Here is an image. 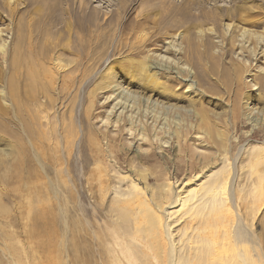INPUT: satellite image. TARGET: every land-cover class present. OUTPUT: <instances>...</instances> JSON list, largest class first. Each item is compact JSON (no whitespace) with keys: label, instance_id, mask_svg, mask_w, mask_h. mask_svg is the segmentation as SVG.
Returning <instances> with one entry per match:
<instances>
[{"label":"rangeland","instance_id":"1","mask_svg":"<svg viewBox=\"0 0 264 264\" xmlns=\"http://www.w3.org/2000/svg\"><path fill=\"white\" fill-rule=\"evenodd\" d=\"M82 1L0 0V264H205L214 247L194 237L196 220L163 213L178 208L183 189L202 193L227 175L240 218L226 264H264V0H136L130 19H150L122 40L146 42L134 58L151 62L148 71L110 56L102 64L109 42L95 59L63 50L67 8ZM85 1L117 42L131 0ZM235 5L245 11L240 20L193 26L201 11ZM29 26L33 44L52 39V58L35 64L32 79L28 63L17 72L10 64ZM240 28L259 34V44L249 37L244 51L233 46L230 34ZM202 39L213 44L214 65L206 55L202 67L190 52ZM166 41L182 51H168ZM226 62L246 63L242 85Z\"/></svg>","mask_w":264,"mask_h":264},{"label":"bare ground","instance_id":"2","mask_svg":"<svg viewBox=\"0 0 264 264\" xmlns=\"http://www.w3.org/2000/svg\"><path fill=\"white\" fill-rule=\"evenodd\" d=\"M135 4H136V0L130 1L129 8H127V10L125 11V18H124L125 20L122 21L121 23H119L120 26L118 27V39H115L117 42H113L112 44H110L111 39L108 37V33H107V26H108L107 21H102L101 23H99L98 22V16L94 12H88L87 11V8H86L87 2L85 0H83L78 6H75L74 8L69 6L67 8L68 17L64 18L63 26H64V33H66V34L68 33L69 36H71V37L64 44L63 50L66 52H74L75 50H77L78 52L80 51L85 56H88V55L95 56L94 57V59H95L101 54V53L100 54H96V53H99L102 51L101 50L102 45H104L105 43L108 44V42H109V45L107 46V48H109V51H108V54H107L105 60L102 62V64L106 63L107 62L106 59L110 56L112 58H114V57L120 58L121 60L119 63L122 62L126 65H131V64L136 63L137 65H139V67L145 68V70L147 69V71L151 70V68H152L151 62H149L147 59H135L134 58V56H138V55H141V53H143L144 46H145L146 42L141 44V42H144V40L139 39V40H137L138 45L136 44V45L130 46L128 43L123 42V40H122L123 35L130 34L134 30L139 31V29L144 26V23L148 22L150 19L148 16H146V17H143L141 20L132 21V19H130V15L135 9V7H134ZM241 9H242V6L235 5L231 8H227V9L225 8L224 10L222 9V12L219 11V13L216 15H214L213 13H204V11H201L199 14L200 19L197 18L196 20H194L196 22L194 23L193 26L194 27L200 26L201 24L207 22L208 20L213 21L215 19H220L219 17H221V18H225V17L232 18L233 17L234 19L240 20L243 17V14L245 12V11L243 12ZM253 9L254 10H252L248 14V16L250 15V19L248 21L250 22L252 27H256V26L260 25L261 19H259L260 17L258 19H257V17H255L257 14H259V10L257 8H253ZM10 14H14L13 9L10 10ZM185 21H187V20H185ZM185 21L183 22L184 24L186 23ZM194 21L192 20V22H194ZM173 22H175V20L172 21V23ZM50 23L51 24L48 23L49 26L55 25L54 22H52V20ZM26 25H28V24H26ZM37 26H38V23H37ZM167 26H169V25H167ZM40 28L43 29L42 31H45L46 29L49 30V28H46L45 26H40ZM173 28H174V26H173ZM27 29H28L27 30L28 33L26 35L24 34V38H27V41L23 40V41L17 43L16 54L13 57V59H11L12 63H10V64H12V66L14 67V69L17 72L18 69L23 67L22 65L24 63H26V64L28 63V65H26L28 70H27V72H24V73H27V75H28V76H26V78L28 77L29 79H32V77L36 76V74H35L36 73V71H35L36 65L35 64H39L42 61H45V60L52 58L50 55L51 49H50V45H49V42L52 39H51V37H50V40H49V38H48V40L45 38L42 39V36H41V39L39 38L40 41H38V45L33 44L32 39H31L32 30H31L30 26L27 27ZM169 29H171V28H169ZM209 30L211 33L216 32L215 27L209 28ZM223 30L224 31L226 30L227 34L229 32L230 33L234 32V26L233 25L230 26V24H227L226 26L223 27ZM237 31H238V34L236 33L237 35H235V36L234 35L231 36V34H230V40H231V43L233 46L236 45L235 43H237V46H239L240 50L245 49L246 41H250L249 37H251V40H252V37L254 38L252 41H254L255 45L259 44V39L261 38V36L259 34H258L259 35L258 36V35H255V33H253V32L251 33L249 30L246 31L245 29H241V28ZM49 32H51V31H48V34H49ZM44 33H46V32H44ZM224 34H225V32H224ZM44 35L45 34H43V36ZM46 36H48V35H46ZM38 37H39V35H38ZM71 38H72V40H70ZM208 38L210 39V37H208ZM209 39H206V40L202 39V41L199 42L198 46L201 45V46H199V48L203 47L201 51H199L198 46L196 47L195 45H194L195 49H192V50L190 49L191 51L190 50H188V51H190V52L195 51L198 55L199 60H201V61H199L201 63L203 61V59L201 57L208 55V58L210 60H212L210 63H212L214 65V63H216L217 61L213 60L214 55H212L209 52V49L213 45ZM64 40H66V39H64ZM73 41L76 43V45H78V47L76 49L72 45ZM165 43L170 46V47L168 46L169 47L167 49L168 51L171 50L173 53H175L177 50H179L178 53H180V51H182V49H180L181 47L179 49L176 48L177 46L174 43H172L171 41H166ZM51 44H52V42H51ZM48 45H49V48H48ZM2 48H3V45L0 44V49H2ZM23 49L27 50V54H24ZM242 51H244V50H242ZM124 53H125V55H124ZM258 53L254 50L252 55L255 57ZM129 55H132L133 57L132 56L130 57ZM176 63H177V68H179L178 67L179 63L178 62H176ZM98 64H100V61H98ZM124 64H122V66ZM226 65H228L230 67L229 69L231 70V73H230L231 77L236 82H238L239 85H242L239 83V81H241L242 71H243V68H246V66H245L246 63L245 62H242V63L236 62V64H231V62H226ZM180 66H181L180 71H184L187 75L188 74L190 75V73L192 71L189 68V66H185L184 64L180 65ZM41 67H42V65H40V68ZM202 67H205V65L203 63H202ZM49 72H51V71H49ZM109 74H110V72H109ZM15 75H17V73ZM150 75L152 77V76H155L156 74L150 73ZM188 76L185 78V80L190 81V79H187ZM152 78H154V77H152ZM108 81H109V83L112 82L110 77H108ZM143 83H145V82H143ZM154 86H155V84H154ZM239 92H241V91H239ZM261 98L263 99V97H261ZM227 176H226V178H227ZM226 178L221 179L215 185L210 184L206 188L205 191H202V193H199L200 189H198V191L196 189L191 190V191L190 190L186 191L183 189L181 194H179L177 198L175 197V202H177V203H175L173 200V202L178 205L177 206L178 208L176 210H173V211L171 210L172 212H169V214H167V215H166V212L163 213L165 216L168 217V215H169V217H170L171 213L175 212V214L178 213L177 215L180 218L183 216H188L189 218L196 220V222H195L196 226L194 225L195 226L194 227L192 224V226L194 227V230L190 229L193 232L194 231L196 232V233L194 232V234H196V235H194V237L195 236L199 237L200 240L204 244L213 245V247H214L213 253H210V255L207 256L205 264H226V242L238 239V236H236L234 233V229H235V224H236L235 221H238L240 217H239V214L237 213L236 209L234 208V206L232 204V200H231L230 196H226L225 185L227 184L226 182H228V181H226V180H228V178L227 179ZM185 183H184V185H185ZM132 185L136 189H138V187H139V186H137V183H133ZM262 190H264V189H262ZM139 199H141V198H139ZM144 199L146 200V198H144ZM144 199L139 200V203L144 204V202H145ZM245 201H247V200H245ZM248 201H250V200H248ZM145 203H146V205H144V206H147L148 205L147 202H145ZM170 205H171V203H170ZM170 205H169V207H170ZM172 205H174V204L172 203ZM253 205H254V203H253ZM256 205H258V204H256ZM141 210H142V208H141ZM144 211H145V209H144ZM144 211H142V213ZM146 211H145V213H146ZM249 211H251V210H249ZM163 214H162V216H163ZM248 216H251V215L248 214ZM158 218H159V219H157L158 222H161L165 219V217L162 218L160 216ZM188 220H190V219H188ZM252 221L250 220V223H252ZM146 222H149V220H147ZM162 224H163V222H162ZM160 225L161 224L159 223V226ZM261 226H262V228H264V218H263V220H261ZM165 230H166V228H165ZM190 235H193V234L190 233ZM190 235H189V237H190ZM194 237H193V239H194ZM188 240H190V239H188ZM200 240L197 239L196 241H200ZM191 242L194 243V241H192V240H191ZM186 244H187V242H186ZM188 246H186V247H188ZM196 246H197L196 243L193 244V247H196ZM198 248H200L199 244H198ZM189 249H192V247L190 246Z\"/></svg>","mask_w":264,"mask_h":264}]
</instances>
